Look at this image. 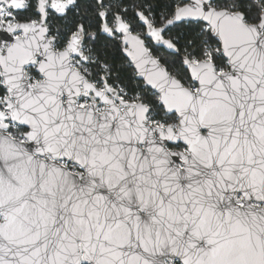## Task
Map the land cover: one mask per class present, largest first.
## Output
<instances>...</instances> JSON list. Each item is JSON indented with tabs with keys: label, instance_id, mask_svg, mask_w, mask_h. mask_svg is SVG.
<instances>
[{
	"label": "snow or ice",
	"instance_id": "snow-or-ice-1",
	"mask_svg": "<svg viewBox=\"0 0 264 264\" xmlns=\"http://www.w3.org/2000/svg\"><path fill=\"white\" fill-rule=\"evenodd\" d=\"M0 264H264V0H0Z\"/></svg>",
	"mask_w": 264,
	"mask_h": 264
}]
</instances>
